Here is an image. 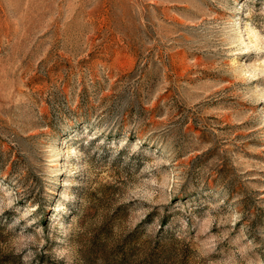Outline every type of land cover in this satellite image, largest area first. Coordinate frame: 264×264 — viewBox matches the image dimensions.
<instances>
[{
  "label": "rangeland",
  "instance_id": "obj_1",
  "mask_svg": "<svg viewBox=\"0 0 264 264\" xmlns=\"http://www.w3.org/2000/svg\"><path fill=\"white\" fill-rule=\"evenodd\" d=\"M0 264H264V0H0Z\"/></svg>",
  "mask_w": 264,
  "mask_h": 264
}]
</instances>
